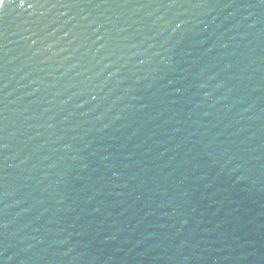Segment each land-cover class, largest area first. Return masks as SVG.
Masks as SVG:
<instances>
[{
	"label": "water",
	"instance_id": "obj_1",
	"mask_svg": "<svg viewBox=\"0 0 264 264\" xmlns=\"http://www.w3.org/2000/svg\"><path fill=\"white\" fill-rule=\"evenodd\" d=\"M0 264H264V0H5Z\"/></svg>",
	"mask_w": 264,
	"mask_h": 264
},
{
	"label": "snow or ice",
	"instance_id": "obj_2",
	"mask_svg": "<svg viewBox=\"0 0 264 264\" xmlns=\"http://www.w3.org/2000/svg\"><path fill=\"white\" fill-rule=\"evenodd\" d=\"M5 4V0H0V6H3Z\"/></svg>",
	"mask_w": 264,
	"mask_h": 264
}]
</instances>
